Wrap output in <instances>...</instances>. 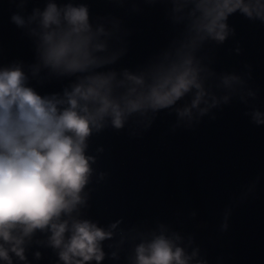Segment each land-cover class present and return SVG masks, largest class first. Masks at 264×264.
I'll return each instance as SVG.
<instances>
[{
  "label": "water",
  "instance_id": "obj_1",
  "mask_svg": "<svg viewBox=\"0 0 264 264\" xmlns=\"http://www.w3.org/2000/svg\"><path fill=\"white\" fill-rule=\"evenodd\" d=\"M49 3L89 6L93 30L102 27L106 33L100 38L106 51L99 58L112 62L88 74L115 72L117 81L125 71L151 73L188 35L170 0H0V70L20 66L26 86L44 97L64 98L83 78L43 65L40 37L33 34L40 30L29 19ZM13 15L25 26L13 23ZM229 23L236 29L234 39L220 47L205 41L195 55L218 76H241L259 99L249 98L246 106L233 97L230 105L203 117L194 112L191 120L181 119L175 109L137 113L123 130L108 120L89 137L85 154L95 163L81 193L85 203L73 216L106 230L118 223L114 238L103 242V264H133L135 245L162 232L178 235L180 246L196 253L190 264H264V126L245 115L253 106L264 111V24L239 14ZM237 45L242 55L236 54ZM246 64L252 65V79ZM48 235L37 231L26 244L29 264H62Z\"/></svg>",
  "mask_w": 264,
  "mask_h": 264
},
{
  "label": "clouds",
  "instance_id": "obj_2",
  "mask_svg": "<svg viewBox=\"0 0 264 264\" xmlns=\"http://www.w3.org/2000/svg\"><path fill=\"white\" fill-rule=\"evenodd\" d=\"M177 23L183 21L186 41L174 55L151 73L88 74L102 68L99 54L106 51L100 38L104 28L93 30L87 4H47L36 9L29 23L36 22L40 57L46 68L61 75L81 74L82 79L64 98L44 97L26 86L20 66L0 70V262L29 264L26 244L37 231L47 233V244L62 264H103V242L112 240L118 223L106 230L73 213L85 203L81 193L92 175L95 159L85 154L93 132L110 120L117 131L134 114L175 109L181 119L203 117L233 97L248 105L259 99L258 90L247 89L239 75H217L201 66L195 53L205 41L223 46L237 33L229 20L239 14L253 24H264V0H170ZM12 22L25 26L20 15ZM237 55L243 49L237 45ZM115 60V57H113ZM248 78L252 79V65ZM178 103L182 106L177 107ZM252 123L264 126V111L251 107ZM216 119L215 116L212 117ZM100 151H103L101 149ZM224 230L228 228L224 224ZM123 243V240H121ZM178 235L163 232L135 245L133 264H190L196 256L180 246ZM115 256V254H113ZM42 259L40 252L35 253Z\"/></svg>",
  "mask_w": 264,
  "mask_h": 264
}]
</instances>
